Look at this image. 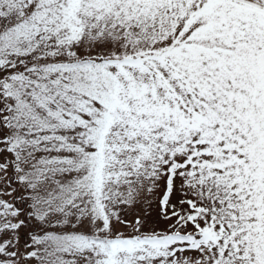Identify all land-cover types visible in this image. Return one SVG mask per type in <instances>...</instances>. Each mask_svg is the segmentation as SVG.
Wrapping results in <instances>:
<instances>
[{"label": "snow or ice", "instance_id": "6c2138e0", "mask_svg": "<svg viewBox=\"0 0 264 264\" xmlns=\"http://www.w3.org/2000/svg\"><path fill=\"white\" fill-rule=\"evenodd\" d=\"M0 264H264V0H0Z\"/></svg>", "mask_w": 264, "mask_h": 264}, {"label": "rangeland", "instance_id": "374dc122", "mask_svg": "<svg viewBox=\"0 0 264 264\" xmlns=\"http://www.w3.org/2000/svg\"><path fill=\"white\" fill-rule=\"evenodd\" d=\"M137 210L136 209H129V216L127 217L128 219H133L134 218V214Z\"/></svg>", "mask_w": 264, "mask_h": 264}]
</instances>
